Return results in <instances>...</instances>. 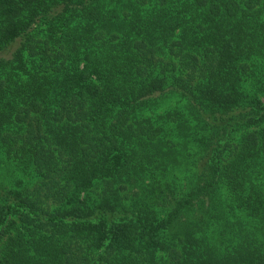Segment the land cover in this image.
Masks as SVG:
<instances>
[{
    "label": "trees",
    "instance_id": "obj_1",
    "mask_svg": "<svg viewBox=\"0 0 264 264\" xmlns=\"http://www.w3.org/2000/svg\"><path fill=\"white\" fill-rule=\"evenodd\" d=\"M0 264H264V0H0Z\"/></svg>",
    "mask_w": 264,
    "mask_h": 264
}]
</instances>
